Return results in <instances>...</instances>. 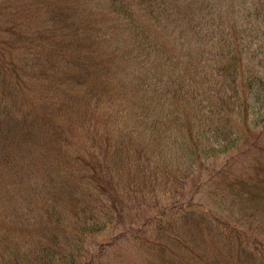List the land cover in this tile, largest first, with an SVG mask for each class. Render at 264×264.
Instances as JSON below:
<instances>
[{"label": "trees", "instance_id": "1", "mask_svg": "<svg viewBox=\"0 0 264 264\" xmlns=\"http://www.w3.org/2000/svg\"><path fill=\"white\" fill-rule=\"evenodd\" d=\"M263 143L264 0H0V264H264Z\"/></svg>", "mask_w": 264, "mask_h": 264}, {"label": "rangeland", "instance_id": "2", "mask_svg": "<svg viewBox=\"0 0 264 264\" xmlns=\"http://www.w3.org/2000/svg\"><path fill=\"white\" fill-rule=\"evenodd\" d=\"M91 2H95V0H91ZM184 3H185V1H184ZM181 6H182V3H181ZM101 13H102V12H101ZM101 13H97V14L100 15V16H102ZM263 145H264V143H263Z\"/></svg>", "mask_w": 264, "mask_h": 264}]
</instances>
